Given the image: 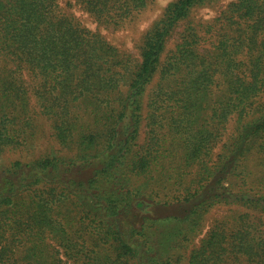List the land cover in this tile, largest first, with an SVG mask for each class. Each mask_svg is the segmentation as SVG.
<instances>
[{"label": "trees", "instance_id": "16d2710c", "mask_svg": "<svg viewBox=\"0 0 264 264\" xmlns=\"http://www.w3.org/2000/svg\"><path fill=\"white\" fill-rule=\"evenodd\" d=\"M220 1L171 2L135 61L100 24L153 0H0V155L37 107L73 150L0 168V264H264V0L196 20Z\"/></svg>", "mask_w": 264, "mask_h": 264}, {"label": "rangeland", "instance_id": "374dc122", "mask_svg": "<svg viewBox=\"0 0 264 264\" xmlns=\"http://www.w3.org/2000/svg\"><path fill=\"white\" fill-rule=\"evenodd\" d=\"M175 0H153L147 8L142 12L135 15L134 19L129 23L125 24L123 27L106 26L105 24H100L101 34L106 38L108 42L116 46L119 51L123 54L131 56L135 61H140V51L142 46V41L146 33L150 30L152 25L160 19L163 14V10ZM233 0H221L219 3L209 4L204 7L197 9L194 12L196 20L203 19L204 21L214 20L220 16L222 11ZM78 17L89 25L91 28H97L98 23L95 19L90 16L83 9L76 8ZM180 28L177 29L176 34L170 40L167 47V54L169 51L174 49L177 42L180 40L179 32ZM36 99L31 97V108L36 106ZM33 113H37L35 123L37 125V133L34 139L23 146V148L7 150L5 153L0 155V168L8 166L11 162L16 160L30 161L34 158H39L45 154H58L64 156H73V150L69 147H62L53 135V130L51 122L49 119L42 115V111L39 107L32 110ZM146 111H149L146 110ZM145 119L142 122V128L139 136V143L141 145L147 144L150 135L149 128L147 124L150 119L147 118V113H144ZM147 118V119H146ZM234 126V122L231 123L230 128ZM227 209L219 208L214 210L207 217L204 234L212 226L213 222L223 216ZM203 234V235H204ZM200 236L197 242L203 237Z\"/></svg>", "mask_w": 264, "mask_h": 264}]
</instances>
